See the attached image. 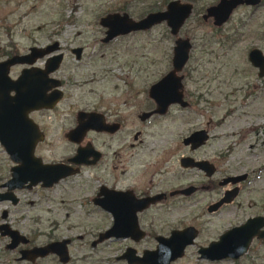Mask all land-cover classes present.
<instances>
[{"label":"flooded vegetation","instance_id":"flooded-vegetation-1","mask_svg":"<svg viewBox=\"0 0 264 264\" xmlns=\"http://www.w3.org/2000/svg\"><path fill=\"white\" fill-rule=\"evenodd\" d=\"M260 1L256 4L241 3L236 6L253 8ZM191 5L193 6V3ZM208 5L204 7V11ZM123 11L121 9L119 12ZM202 14H200L201 17ZM207 19H210L214 27L220 28L228 18L219 25L214 24L211 17L202 18L205 21ZM147 30L129 31L125 35L145 34ZM120 36H114L106 42H102L99 37L100 43L97 49L116 41ZM177 36L186 37L189 42L187 58L182 66L185 67L190 62L191 41L188 36L175 35L172 48ZM53 41H56L57 45L54 51L42 53L29 51V47L33 46L41 50L45 49ZM116 43L106 48L116 47ZM75 47H79V51L73 50ZM255 49L264 55V52L255 45L247 47L244 55L251 67L242 66L248 71L246 75L237 71L240 81L238 87L241 89L239 101L242 104H245L250 97L256 96L254 93L259 90L257 82L259 79L264 80V72L249 58V53ZM100 50L85 52L82 45L69 46L67 50H63L57 40H49L43 44L29 45L21 52L5 53L0 58L2 61L15 54L19 59H23L15 61L6 71V77L15 83V88L9 91V94H15L14 106L13 108H0L2 115L6 118L11 117L15 127L14 135L27 136L30 134L34 140L31 150L34 157L40 158L43 163H63L70 171L49 185H41L38 181L27 186L25 182L21 187L8 189L4 183L10 178V169L19 162L13 161L2 147L10 164L7 176L0 179V193H7L12 196L13 200H0V202H6L0 207V224L7 223L11 229L15 230V237L11 238L2 232L4 229H0V238L4 239L3 249L14 254L12 260L17 264H49L50 259H54L59 264H66L73 258L71 247L77 238L81 240L80 245L88 247L89 250H111L113 260L121 264H141L135 263L137 259L143 263L153 262L152 258L155 256L156 261L162 262L164 251L171 255L182 246V253L169 259V263L179 264L186 250L193 245L196 247L198 261L204 263H218L228 259L237 261L242 254L235 259L226 257L209 259L200 257L198 249L218 240L222 233L244 224L249 218L261 216L264 221V211L247 212L241 216L239 221L226 225L204 242H196V238L201 233L200 225L184 221L181 215L176 216L178 214L174 209H178L181 202L191 204L195 201V193L201 190L210 195L202 208L204 215L213 217L221 212L235 213L241 207L239 194L243 182L248 177V172L219 174V168L215 162L195 156L194 152L202 147L209 137L206 127L194 128L181 135L180 141L185 153L177 157L178 166L183 172L180 175H188L194 172L193 170H198L203 177L198 181L189 179L181 183L173 164L164 165V161L173 153V149L162 148L160 153L157 152L159 150L150 149V145L156 140V134L148 130V127L157 123L163 116L170 115L171 108L189 107L194 101L199 102L200 93L195 95L199 96L197 99L187 98L183 87L184 73L180 72L181 67L178 72H175L180 75V101L169 102L163 111H158L148 89L152 83L170 70L172 51L169 54V68L160 71L154 80L143 86L142 83L135 84L136 77L143 72L146 73L147 68L144 66L147 64V57L143 52H139L137 57H126L118 51ZM209 52L216 55L213 51ZM57 55L59 59L53 61L52 58ZM31 57H33L32 61L27 60ZM151 62L153 63V59ZM53 64L56 66L48 70L47 67ZM197 66V63H194L191 69L196 71ZM247 75L254 76L255 79L252 81L248 78L244 79ZM35 80L38 81L36 84L41 87L40 93L43 98L41 106L38 107L24 104L22 100V97L31 94L29 88ZM57 93L58 97L54 99ZM204 101H209V99L206 98ZM54 129L71 145V150L60 159L45 160L37 153V148ZM199 129H202L205 134L201 142L198 144L195 140L185 142V139ZM184 157L191 158L193 161L204 160L210 164L212 169L206 172L197 165H182L180 159ZM165 166L169 169H164ZM89 172H92L90 184L86 183V179H80L79 183L82 184L77 183V186H74L78 187L76 188L78 190L76 201L79 200L83 206L77 221L69 224L70 228L80 229L77 234L55 237L48 233L47 236L43 230L38 228L23 232L10 222L4 221L9 215L8 205H21L18 192L47 190L73 176H85ZM229 176H239V178L234 181L227 180ZM225 196L226 200H222ZM42 197L45 200L50 199L43 194ZM61 197L69 199L66 194ZM220 199L221 202H218ZM24 203L29 204L32 201L26 200ZM26 209L21 210L25 212ZM21 210L17 209V211ZM67 218L68 212L65 214V220ZM168 218L176 221L172 223ZM32 220L34 222L40 220V214L37 213ZM262 229L264 225L258 226V230ZM41 234L45 235V238L39 240ZM229 240L236 242L239 237L231 236ZM255 241H264V236L252 235L245 252ZM53 243H55L53 247L56 252L51 250L43 252L42 248ZM9 244L11 246H8ZM57 251L62 253L63 261L59 258ZM90 257V254H84L80 256V259Z\"/></svg>","mask_w":264,"mask_h":264},{"label":"rangeland","instance_id":"rangeland-1","mask_svg":"<svg viewBox=\"0 0 264 264\" xmlns=\"http://www.w3.org/2000/svg\"><path fill=\"white\" fill-rule=\"evenodd\" d=\"M165 1L0 0V58L5 53L21 52L29 45L43 44L49 40H57L63 50L69 46L82 45L85 52L100 49L106 52L118 51L126 57H137L139 52H143L147 57L144 66L147 69L145 74L143 72L136 77L135 84L142 83L144 86L154 80L160 71L169 68L174 36H188L191 41L190 62L180 72L184 73L183 87L187 98L197 99L199 96L195 95L200 93V101H194L189 107L171 108L170 115L163 116L149 126L148 130L156 134L150 149L159 150L158 153L162 148L173 149L164 165L173 164L181 183L189 179L198 181L203 178L198 170L180 175L183 172L178 166L177 157L185 153L180 141L181 135L194 128L206 127L209 137L194 152L195 156L215 162L219 174L248 172L239 194L241 207L235 213L221 212L213 217L204 215L202 208L210 195L201 190L195 193V201L191 204L181 202L178 209H174L178 214L176 216L181 215L184 221L200 225L201 233L196 242H204L226 225L239 221L243 214L264 211V80L259 79L257 82L259 90L254 93L256 96L242 104L239 101L241 89L238 87L240 81L237 75L238 72L248 74L242 68L243 65L251 67L244 55L247 47L255 45L264 52V0L253 8L234 7L220 28L214 27L210 19L205 21L200 16L204 7L216 0H187L193 3L192 11L177 34L171 35L162 21L151 26L145 34L121 35L114 41L117 42L116 47L106 48L113 45L112 42L97 49L104 29L98 23L99 16L122 9L131 17L138 18L147 11L162 9ZM194 63L198 65L196 71L191 69ZM247 78L251 81L255 79L251 75L244 79ZM206 98L209 101H204ZM70 150L71 145L54 129L38 146L37 153L45 160H52L62 158ZM9 164L0 145V179L7 176ZM164 169L169 168L165 166ZM90 178L92 172L85 176H73L47 190L20 191L21 205H8L9 215L4 221L23 232L38 228L46 235L49 233L55 237L75 235L80 229L70 228L69 224L77 221L83 206L79 200L76 201L78 187L74 186L82 184L79 183L80 179H86V183L90 184ZM42 194L50 199H43ZM65 194L68 200L61 197ZM26 200L32 203H24ZM5 204L0 202V207ZM22 208L27 209L22 212ZM67 212L68 218L65 220ZM37 213L40 214V220L34 222L32 219ZM168 220L172 223L176 221L173 218ZM43 238L45 235L41 234L39 240ZM3 241L0 238V264H17L12 260L14 254L3 249ZM80 244L81 240L76 238L71 247L73 258L66 264H121L113 260L111 250H89ZM195 248V245L188 248L179 264H264V241H255L237 261L228 259L218 263L198 261ZM84 254H90L91 257L81 260L80 256ZM49 264L59 263L50 259Z\"/></svg>","mask_w":264,"mask_h":264},{"label":"water","instance_id":"water-1","mask_svg":"<svg viewBox=\"0 0 264 264\" xmlns=\"http://www.w3.org/2000/svg\"><path fill=\"white\" fill-rule=\"evenodd\" d=\"M258 1L259 0H218L214 4L208 5L205 8L202 18L206 19L207 17H211L213 23L219 25L228 18L231 10L236 5L241 3L256 4ZM191 10V2L187 0H168L162 9L147 11L138 18L131 17L125 11L106 12L98 18V23L104 27V33L100 40L102 42H106L114 36L124 35L129 31L149 29L151 26L162 21L168 27L169 33L175 35L177 34L179 27L190 15ZM56 48V41H53L45 49L41 50L40 48L33 46L29 47V51L42 53L54 51ZM188 48L189 42L186 37L177 36L175 38L172 48L170 70H168L157 81L152 83L148 89V93L154 100L156 110L158 111H163L169 102L180 101V75H177L175 72H178L183 66L187 58ZM73 50L79 51V47H75ZM249 58L254 65H258L259 69L264 72V55H262L259 50L255 49L251 51L249 53ZM52 59L53 61H57L59 59V55L54 56ZM17 60L23 59H19L18 56L13 54L0 61V108H13L14 106L15 94L11 95L9 94V91L15 88V83L6 77V71L7 68L14 64ZM27 60L32 61L33 57L28 58ZM55 66L56 64H53L51 67L48 66L47 68L48 70H51ZM36 82L38 81L35 80L29 88V90H31V94H28L26 97H22V100L24 101V104L38 107L41 106L43 98L40 93L41 87L36 84ZM57 97L58 93L54 95V99ZM14 129L15 127L11 117L6 118V116L2 115L0 112V144L13 161L15 160V162H19L18 165H15V167L10 169V178L4 183L8 189L21 187L25 182L27 186L35 184L38 181L41 182V185H49L60 176L70 172L69 169H67V165L63 163H43L40 158L34 157L31 152L34 142L31 135H14ZM204 136L205 134L202 129L195 130L193 134L185 139V142H192L195 140L198 144L202 141ZM180 163L182 165H197L203 168L206 172H209L212 169L210 164L204 160L193 161L191 158L184 157L180 159ZM238 178L239 176H229L227 180L230 179L234 181ZM11 197L12 196L7 193H0V200H13ZM226 198L227 197L225 196L222 200H226ZM218 202H221V199ZM261 225H264V221L261 216L249 218L244 224L232 227L222 233L218 240L210 242L209 245L205 247L199 248L198 254L200 257L209 259H220L225 257L235 259L246 251L248 241L252 235H256L257 237L264 236V229L258 230V226ZM1 228L4 229V231H2L3 233L8 234L11 238L15 237V230L11 229L7 223H1L0 229ZM189 231L191 232L190 229ZM235 235L239 237V240L236 242H230L229 238ZM54 245L55 243L47 244L45 248H42L43 252L45 250L55 251L56 249H54ZM8 246H11V244ZM181 248L182 246L178 251H174L171 255H168V252L164 251L162 253V262L156 261L155 256L152 258L153 262L147 261L146 263H143L140 259H137L135 260V263L171 264L169 263V259L179 256L182 253ZM35 249L40 250L41 248ZM61 254L62 253L59 252L58 256L63 261L64 259H62Z\"/></svg>","mask_w":264,"mask_h":264},{"label":"bare ground","instance_id":"bare-ground-1","mask_svg":"<svg viewBox=\"0 0 264 264\" xmlns=\"http://www.w3.org/2000/svg\"><path fill=\"white\" fill-rule=\"evenodd\" d=\"M254 125H256V124H254Z\"/></svg>","mask_w":264,"mask_h":264}]
</instances>
